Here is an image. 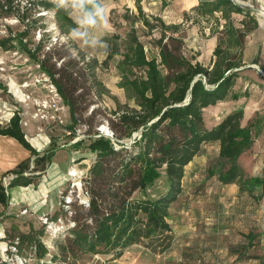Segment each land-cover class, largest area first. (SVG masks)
I'll return each instance as SVG.
<instances>
[{
    "label": "trees",
    "instance_id": "obj_1",
    "mask_svg": "<svg viewBox=\"0 0 264 264\" xmlns=\"http://www.w3.org/2000/svg\"><path fill=\"white\" fill-rule=\"evenodd\" d=\"M25 1L51 12L58 30L68 40L79 29L70 7L61 1ZM142 1L134 0L136 14L129 10L117 14L128 31L123 38L111 35L102 40L106 44L102 62L95 56L87 57L78 47L65 42L48 46V41L45 47V37L30 48L31 35L37 29L40 17L27 23L23 31L10 32L0 38L1 49L17 46L38 65L69 111L71 125L65 129L72 136L78 126L91 132L89 119L81 120L103 95L105 88L98 71L107 68V62L114 59L110 68L117 71L121 80L119 88L128 92L135 104L131 108L125 103L121 110L116 108L106 113L113 140L102 136L91 138L87 149L95 159L84 182L88 206L74 208L71 224L59 228L55 253L50 255L42 241L46 231L43 225L40 228L30 226L27 231L11 229V248L29 264H45L48 256L50 264H78L94 255L118 258L133 246H142L155 254L166 253L173 241L168 222L170 210L181 196L185 167L195 157L206 154L209 146H216V153L208 164L218 167L219 181L236 185L238 191L246 192L258 203L264 202V167L258 175L248 177L239 164L240 157L252 149L262 124L253 119L243 126L241 109L227 114L210 128L204 121L205 109L228 97L238 100L246 96L245 93H234L233 87L246 65V39L258 29L257 19L248 8L232 0H197L198 4L192 8L193 23L213 21L215 28L209 29L211 34L221 33L211 60L203 65L185 55L183 40L177 36L180 25L166 24L164 17L159 15L149 18L143 12ZM170 1L160 0L161 9H166ZM14 2L0 0L2 18L14 15ZM97 2L101 3L100 0ZM116 13L118 11L112 8L109 15ZM184 18L190 19L187 13ZM21 22L24 23V18ZM138 25L150 37L154 48L139 38ZM24 38H28L26 42H23ZM255 63L257 60L251 62ZM260 70L264 76V63ZM95 114V109H91L90 116ZM137 132L139 137L132 143L127 146L122 143ZM0 135L33 150L21 128L19 112L14 113L5 125L0 124ZM82 143L81 139L73 147L79 148ZM53 151L43 155L35 153L36 160L46 163ZM213 171L209 172L212 174ZM17 176L24 179L22 172ZM162 178L163 190L150 195L148 192ZM0 204H6L3 190L0 191ZM51 220L58 222V213ZM246 238L247 248L253 246L255 236L249 233Z\"/></svg>",
    "mask_w": 264,
    "mask_h": 264
},
{
    "label": "rangeland",
    "instance_id": "obj_2",
    "mask_svg": "<svg viewBox=\"0 0 264 264\" xmlns=\"http://www.w3.org/2000/svg\"><path fill=\"white\" fill-rule=\"evenodd\" d=\"M100 1L104 7L106 2L113 0ZM114 1L118 11L115 15L107 18L108 9L104 7L105 17L109 21L107 24L101 21L97 26L87 29L84 40L76 38L73 32L72 38L67 41L68 45L78 47L87 57L95 56L102 62L106 56V44L102 40L111 35L123 38L128 31L117 14L120 15L125 10L137 13L126 7L128 4L132 5V0L128 4V0ZM191 1L171 0L166 9H161L160 0L156 4H152L154 0H143L141 5L149 18L159 15L164 17L166 24L180 25L177 36L183 40L185 55L206 65L212 58V50L221 33L211 34L209 29L215 28L213 21L193 23L192 8L188 9ZM237 4L248 8L259 26L246 39V65L239 72V78L233 87L234 93H245L246 96L238 100L228 97L205 109L204 121L210 128L221 122L227 114L241 109L243 126L253 119L262 124L252 149L239 159L245 175L254 177L264 167V78L260 70V65L264 63V22L258 16L259 10L264 8V0H239ZM64 5L70 7L68 4ZM14 6V15L10 18H2L0 11V38L6 37L10 32L15 34L23 31L27 23L38 17L40 20L37 29L32 32L30 48L43 37L46 38V47L49 37L60 33L51 12L39 9L32 3L27 4L25 0H15ZM69 9L71 16L78 22V14L71 7ZM184 13L190 19L185 20ZM21 18H24V23ZM237 19L239 18L235 22ZM137 35L142 41H146L148 47L154 48L150 37L143 33L142 26L138 25ZM153 36L156 37L155 34ZM27 39L24 38L23 42ZM12 47L10 50L0 48V84L5 88H0V124L5 125L14 113L19 112L21 128L33 150L26 151L15 140L0 136V187L9 200L6 208L0 206V264H29L11 248V229L27 231L30 226L40 228V219L46 216L51 220L55 213H58L60 220L57 222L59 228L71 224L72 210L87 207L84 204L87 200L84 182L95 159V155L87 149L92 135L97 133L101 124L106 131V113L110 110H121L125 103L133 108L135 104L129 93L119 88L121 80L117 71L110 68L114 64L113 59L107 62V68L103 67L98 71V77L105 88L101 99L92 105L81 120L89 119L92 123L91 132L87 133L88 130L78 126L74 136L68 135L65 128L71 125V119L67 107L54 94V90L50 91L38 65L17 46ZM72 51L77 54L76 49L72 48ZM253 60H257V63L251 64ZM93 108L96 114L90 116ZM77 133L84 139L82 138L83 143L79 148H74ZM136 137H139V132L122 143L127 146ZM206 150V154L195 157L185 167L183 191L170 210L168 222L173 231V241L166 253L155 254L142 246H133L125 250L122 257L94 255L78 264H264V202L258 203L246 192L238 191L236 185L222 184L218 179V167L208 164L216 153V146H209ZM48 151L53 152L49 159L46 158V163L36 160L35 153L43 155ZM22 169L25 180L20 179L17 176L19 173H16ZM211 169L214 170L212 174L209 172ZM26 181L30 183L24 184ZM164 187L162 178L148 193L155 195ZM66 195L72 198L69 209L61 206V197ZM249 233L255 236V240L253 246L247 248L246 235ZM57 234L58 231L46 229L42 238L50 255L55 253ZM45 264H50L49 256Z\"/></svg>",
    "mask_w": 264,
    "mask_h": 264
},
{
    "label": "clouds",
    "instance_id": "obj_3",
    "mask_svg": "<svg viewBox=\"0 0 264 264\" xmlns=\"http://www.w3.org/2000/svg\"><path fill=\"white\" fill-rule=\"evenodd\" d=\"M61 4H68L78 14V24L81 30L74 31L78 39H86L87 29L97 26L101 21L108 23L105 9L97 0H61Z\"/></svg>",
    "mask_w": 264,
    "mask_h": 264
},
{
    "label": "built area",
    "instance_id": "obj_4",
    "mask_svg": "<svg viewBox=\"0 0 264 264\" xmlns=\"http://www.w3.org/2000/svg\"><path fill=\"white\" fill-rule=\"evenodd\" d=\"M49 40H50V41H49L48 46H50V45H54V44L59 43V42H65V43H67V41H68V37L65 36V35H61V34L57 33V34H55L54 36H52ZM43 80L49 84L48 87H49L50 91L54 90V94L57 95L56 92H55L54 87H53L52 85H50V82L48 81V79H47L45 76H43ZM54 106H55V105H54ZM55 107H56V106H55ZM99 127H100V128H99ZM99 127H98V129H97V134H96V135H92V137H94V138H98V137H101V136H102V137L109 138V139L113 140V134H112V132L110 131L108 125L106 126V131L103 130V128H104L103 125H100ZM75 132H76V129H75ZM78 133H79V132H78ZM78 133H77V137H76V139L74 138V139L76 140L75 143L83 138V136H80ZM67 134L70 135V132H67ZM69 173H70V172H69ZM71 175H72V174H71ZM61 200H62L61 206H62L64 209H69V207L71 206V203H72V198H71V196H70V195L62 196V197H61ZM84 204H85L86 206H88V201L86 200V201L84 202ZM40 220H41V224H42L47 230H49V231H53V232H57V231L59 230V225H58V223H57V222H54V221H52V220H50L48 217L45 216V217L41 218ZM58 222H60V220H58ZM57 228H58V229H57ZM12 249H13V248H12ZM13 250H14V249H13Z\"/></svg>",
    "mask_w": 264,
    "mask_h": 264
},
{
    "label": "crops",
    "instance_id": "obj_5",
    "mask_svg": "<svg viewBox=\"0 0 264 264\" xmlns=\"http://www.w3.org/2000/svg\"><path fill=\"white\" fill-rule=\"evenodd\" d=\"M106 1V0H105ZM115 3V1L113 0L112 2L110 1V3H107L106 2V4L107 5H104V7H105V9L107 10L108 9V11L106 12V16H107V18L110 16L109 15V13H110V10L112 9V8H116L117 6L116 5H114V3ZM103 2H101L100 4H102ZM128 3H130V1L128 0L127 1V4ZM157 3V0H154V2H152V4H156ZM198 4V1L197 0H192L191 1V3H190V5H189V8L188 9H191V8H193V7H195L196 5ZM135 6V2H134V0H132V5H127L126 7H128V8H130V10H133V12L134 11H136V7H134ZM188 9H182V11H185V10H188ZM181 11V12H182ZM130 12H132V11H130ZM1 85V84H0ZM1 86H3V85H1ZM2 90H3V88H4V86L3 87H0ZM5 89V88H4ZM10 119V118H9ZM8 119V120H9ZM1 136V135H0ZM2 137H5V136H2ZM5 138H9V137H5ZM10 139H12V138H10ZM14 140V139H13ZM16 141V140H15ZM27 141V140H26ZM17 142V141H16ZM19 145H21L20 143H19ZM22 146V145H21ZM23 148H24V150H26V151H29V149H27V148H25L24 146H22ZM31 152V151H30ZM23 171V169L22 170H20V171H18V172H16V173H20V172H22ZM183 191V190H182ZM8 202H9V200H8V198H6V206L5 205H3V204H0V206H2L3 208H6L7 206H8ZM170 217H171V213H170ZM170 217H169V219H170ZM173 232V231H172ZM122 257V256H121Z\"/></svg>",
    "mask_w": 264,
    "mask_h": 264
},
{
    "label": "bare ground",
    "instance_id": "obj_6",
    "mask_svg": "<svg viewBox=\"0 0 264 264\" xmlns=\"http://www.w3.org/2000/svg\"><path fill=\"white\" fill-rule=\"evenodd\" d=\"M235 2H239V0H234ZM260 5V4H259ZM260 7V6H259ZM261 8V7H260ZM258 16L263 20L264 22V8L263 10H259ZM257 17V16H256ZM259 27V26H258ZM207 56V54H206ZM220 107V106H219ZM72 174H74V172H71Z\"/></svg>",
    "mask_w": 264,
    "mask_h": 264
},
{
    "label": "water",
    "instance_id": "obj_7",
    "mask_svg": "<svg viewBox=\"0 0 264 264\" xmlns=\"http://www.w3.org/2000/svg\"><path fill=\"white\" fill-rule=\"evenodd\" d=\"M235 4H237V2H235L234 0H232ZM238 5V4H237ZM240 6V5H239ZM261 10H263V8H261ZM262 76H263V73L261 72ZM264 78V76H263Z\"/></svg>",
    "mask_w": 264,
    "mask_h": 264
}]
</instances>
